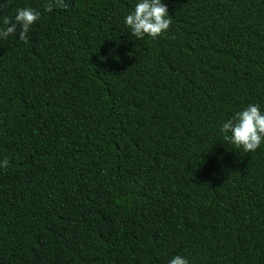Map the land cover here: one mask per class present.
Instances as JSON below:
<instances>
[{"label": "trees", "instance_id": "trees-1", "mask_svg": "<svg viewBox=\"0 0 264 264\" xmlns=\"http://www.w3.org/2000/svg\"><path fill=\"white\" fill-rule=\"evenodd\" d=\"M138 2L0 0L41 12L0 39V264H264V143L221 131L264 113V0H163L156 39Z\"/></svg>", "mask_w": 264, "mask_h": 264}, {"label": "clouds", "instance_id": "clouds-1", "mask_svg": "<svg viewBox=\"0 0 264 264\" xmlns=\"http://www.w3.org/2000/svg\"><path fill=\"white\" fill-rule=\"evenodd\" d=\"M4 5H0L3 7ZM65 0H45L44 12H52L54 8L67 9ZM15 22L8 17L0 18V39H7L18 31L19 40L28 42V33L32 26L41 18V12L33 8L16 10ZM124 23L130 29L131 35L137 39L145 36L156 39L170 29V19L167 5L163 0H139L134 11L125 17ZM223 140L244 152H255L264 143V113L258 104H249L245 109L236 112L222 125ZM5 158L3 166H7ZM169 264H190L182 256H175Z\"/></svg>", "mask_w": 264, "mask_h": 264}]
</instances>
